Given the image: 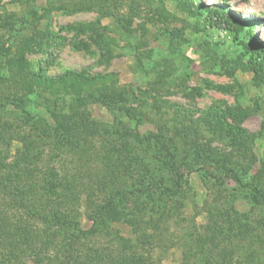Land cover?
<instances>
[{"label": "rangeland", "instance_id": "374dc122", "mask_svg": "<svg viewBox=\"0 0 264 264\" xmlns=\"http://www.w3.org/2000/svg\"><path fill=\"white\" fill-rule=\"evenodd\" d=\"M57 1L0 0V171L21 157L24 137L41 152L33 168H73L69 139L81 137L85 169L101 183L73 214L85 231L89 216L107 220L100 208L113 192L138 191L117 201L121 220H107L93 237L59 230L61 245L41 264H91L90 249L116 255L121 239L152 264H264V204L254 201L264 191V84L237 67L238 59L264 65V0H94L80 12L52 9ZM107 49L112 57L103 59ZM21 65L30 75L86 72L106 85L71 110L69 99L59 104L49 91L27 89ZM133 85L134 96L121 92ZM175 107L191 112L188 121ZM207 112H225L226 129L253 135L249 148L202 123ZM85 116L93 133L78 129ZM57 127L65 142L57 143ZM210 148L234 163L221 167ZM131 213L133 226L125 223Z\"/></svg>", "mask_w": 264, "mask_h": 264}, {"label": "trees", "instance_id": "16d2710c", "mask_svg": "<svg viewBox=\"0 0 264 264\" xmlns=\"http://www.w3.org/2000/svg\"><path fill=\"white\" fill-rule=\"evenodd\" d=\"M95 5L94 0H58L51 3V8L80 12L91 10ZM187 5L186 7L189 9H195L190 4ZM192 13L194 15L200 14L197 11L194 12V10ZM211 20L213 19L211 18ZM111 52L110 49L102 50L101 57L103 59L111 58ZM237 67L252 71L255 74V82L258 86L264 84V65H254L252 61L245 63L242 59H238ZM18 77L22 79L27 89L40 88L55 95L56 103L60 104L62 101L69 99L71 110L79 109L81 104V106H85L87 98L93 95L91 88L97 86L99 82L106 85L104 84L106 82L104 78L90 77L86 75V72L66 71L56 77L42 73L30 75L27 72V65L20 66ZM106 87L101 89H107ZM135 87L133 85L127 89L124 88L121 92L134 96ZM114 91H116V88L111 87L110 92L114 93ZM259 107L257 110L260 109ZM239 112L246 114L247 110H239ZM174 114L181 121L186 122L191 112L175 107ZM226 116L225 112L217 116L207 112L201 116L200 121L209 124L220 133H231L235 139L232 142V145H235L233 147L238 146L240 151L247 150L248 145L253 142V135L238 126L226 129L224 126ZM61 127H63V124H61ZM80 127L93 133L96 125L89 117L85 116L82 118L81 126L79 125L78 129ZM54 131L59 138L57 143L65 142V139H61L59 136L61 128L57 127ZM262 135H264V117ZM27 139L24 137L20 141L24 146L21 157L12 164L4 163L3 170L0 171V264H16L15 262L23 259H32L35 264H41L47 259L48 251L52 246L61 245V242L58 241V231L64 228L74 229L77 236L81 237H93L99 234L102 231V225L107 220H121L124 212L123 210H117V201L123 203L124 198L138 191L135 187L132 191L121 189L113 192L107 198L105 205L100 208V212L107 214V220L105 217L89 216L92 226L88 231L82 230L73 214L81 203L82 195L89 193L88 190L92 187L91 184L94 182L100 187L101 183L100 179L96 181L98 174L96 176V174L90 173V171L87 172L85 169L86 161L84 160L88 155V150L81 144V137H78L77 142L69 139L71 146L74 145L76 149L77 157L74 160L76 161L74 167L63 170L51 168L48 172L33 168L34 162L40 157L41 152L38 151L39 146L36 142L28 143ZM33 149L38 152H33ZM208 154L217 164L221 163V167H227L234 163L232 158L220 154L216 149L210 148ZM164 163L167 162L164 161ZM6 170L7 173L4 174ZM110 171L114 174L113 170ZM29 186L35 192L30 191ZM254 201L258 205L264 204V191H257ZM129 215H131V220L128 219L125 223L133 226L135 215L132 213ZM29 219L40 221L42 227L33 226L30 224ZM155 230H158V228L156 227ZM121 241L123 242L122 248L118 254L114 255L112 252L90 249L86 254V259L91 264H152L148 261V258L146 259L144 255L137 252L135 243L132 240L121 239ZM128 243H131V246L126 245ZM221 264H233V262L223 260Z\"/></svg>", "mask_w": 264, "mask_h": 264}]
</instances>
